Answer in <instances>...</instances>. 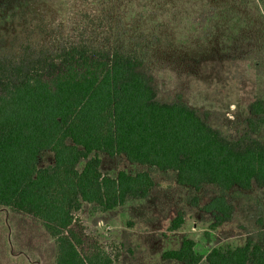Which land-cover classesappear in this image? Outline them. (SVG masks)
<instances>
[{"label":"trees","instance_id":"16d2710c","mask_svg":"<svg viewBox=\"0 0 264 264\" xmlns=\"http://www.w3.org/2000/svg\"><path fill=\"white\" fill-rule=\"evenodd\" d=\"M246 128L231 139L209 123L210 112L182 95L162 99L156 75L137 53L68 42L52 51L0 57V207L36 219L54 241L55 264H114L113 253L78 216L84 202L113 210L150 195V171L116 177L101 170L100 152L176 172L199 190L264 186V98L252 101ZM49 151L52 164L40 167ZM213 228L233 205L214 197ZM183 217L175 219L177 230ZM163 258L183 264H264V244L213 247L206 255L185 237Z\"/></svg>","mask_w":264,"mask_h":264},{"label":"rangeland","instance_id":"374dc122","mask_svg":"<svg viewBox=\"0 0 264 264\" xmlns=\"http://www.w3.org/2000/svg\"><path fill=\"white\" fill-rule=\"evenodd\" d=\"M68 42L137 53L157 77L162 99L182 95L210 112L209 123L237 139L248 106L264 98V0H0V57L52 51ZM264 142V128L255 135ZM101 170L116 177L150 171L148 197L113 210L84 202L78 216L113 253L114 264H183L163 258L183 238L206 255L213 247L264 244V186L198 191L177 182L176 172L100 152ZM54 162L49 151L39 166ZM225 195L229 220L213 228L206 205ZM183 224L170 230L177 217ZM53 239L34 218L0 207V264H55ZM199 264H208L204 258Z\"/></svg>","mask_w":264,"mask_h":264},{"label":"crops","instance_id":"0c3cea01","mask_svg":"<svg viewBox=\"0 0 264 264\" xmlns=\"http://www.w3.org/2000/svg\"><path fill=\"white\" fill-rule=\"evenodd\" d=\"M189 187V186H188ZM189 238V237H188Z\"/></svg>","mask_w":264,"mask_h":264}]
</instances>
